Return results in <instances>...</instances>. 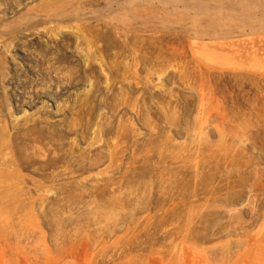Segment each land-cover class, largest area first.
<instances>
[{
    "label": "rangeland",
    "instance_id": "rangeland-1",
    "mask_svg": "<svg viewBox=\"0 0 264 264\" xmlns=\"http://www.w3.org/2000/svg\"><path fill=\"white\" fill-rule=\"evenodd\" d=\"M0 264H264V0H0Z\"/></svg>",
    "mask_w": 264,
    "mask_h": 264
}]
</instances>
